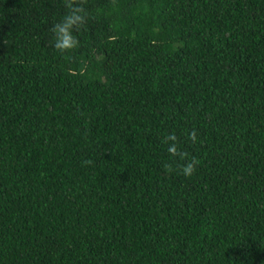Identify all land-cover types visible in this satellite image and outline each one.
Instances as JSON below:
<instances>
[{
    "label": "trees",
    "instance_id": "trees-1",
    "mask_svg": "<svg viewBox=\"0 0 264 264\" xmlns=\"http://www.w3.org/2000/svg\"><path fill=\"white\" fill-rule=\"evenodd\" d=\"M83 7L0 0V264H264V0Z\"/></svg>",
    "mask_w": 264,
    "mask_h": 264
},
{
    "label": "clouds",
    "instance_id": "clouds-1",
    "mask_svg": "<svg viewBox=\"0 0 264 264\" xmlns=\"http://www.w3.org/2000/svg\"><path fill=\"white\" fill-rule=\"evenodd\" d=\"M85 0H65V7L68 13L59 22L53 25L51 31L54 34V48L62 54L71 51L79 46V40L73 35L74 31H79L86 23V12L83 7ZM188 138L195 143L196 132L193 130L188 134ZM171 141L168 152L171 156H179L184 159V153L179 151L178 142L174 134L168 135L165 142ZM198 161L191 160L184 165L182 172L185 176H191L196 171ZM167 171H172L169 165H165Z\"/></svg>",
    "mask_w": 264,
    "mask_h": 264
}]
</instances>
